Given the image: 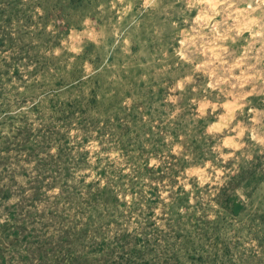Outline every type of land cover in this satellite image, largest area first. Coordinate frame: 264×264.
I'll use <instances>...</instances> for the list:
<instances>
[{"label":"rangeland","instance_id":"1","mask_svg":"<svg viewBox=\"0 0 264 264\" xmlns=\"http://www.w3.org/2000/svg\"><path fill=\"white\" fill-rule=\"evenodd\" d=\"M0 264H264V0H0Z\"/></svg>","mask_w":264,"mask_h":264}]
</instances>
